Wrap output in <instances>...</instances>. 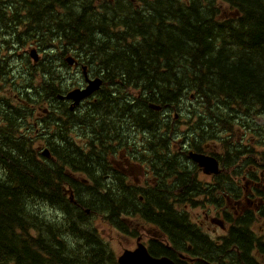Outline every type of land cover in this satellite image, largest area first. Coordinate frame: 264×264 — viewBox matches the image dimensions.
Instances as JSON below:
<instances>
[{
    "label": "trees",
    "instance_id": "trees-1",
    "mask_svg": "<svg viewBox=\"0 0 264 264\" xmlns=\"http://www.w3.org/2000/svg\"><path fill=\"white\" fill-rule=\"evenodd\" d=\"M39 9L42 70L69 54L101 67L104 85L72 117L82 145L65 136L57 145L53 130L41 131L56 118L32 120L30 94L0 128V264H117L100 223L128 237L148 224L165 240H149L150 255L174 264H259L251 253L264 255L263 243L241 219L218 247L189 220L183 208L232 180L201 179L176 141L185 116L188 147L197 152L199 138L234 136L239 121L264 129V0H27L32 17ZM53 86L39 85L34 100ZM215 202L224 212L225 198Z\"/></svg>",
    "mask_w": 264,
    "mask_h": 264
},
{
    "label": "flooded vegetation",
    "instance_id": "flooded-vegetation-1",
    "mask_svg": "<svg viewBox=\"0 0 264 264\" xmlns=\"http://www.w3.org/2000/svg\"><path fill=\"white\" fill-rule=\"evenodd\" d=\"M0 1V128L7 127L12 113L18 111L19 108H22L26 104L22 101L24 94L31 95L28 99L32 101L29 104L30 111L32 112L34 106H37L39 103L38 100H34L38 98H33L37 93L36 88L39 85L48 86V82L52 81L54 86L51 88V92L46 93L43 99H39L43 102V108L46 112H41V109L38 113V117L32 115V120H41L47 113L51 112V115L56 118V123L49 127H46L42 123L40 130H53L57 135L54 139L57 145L62 136H65L66 144L75 142V135L81 134L82 127L78 124L76 125L72 117L75 115L80 117L84 114L90 108L91 103L95 101L94 98L97 96L98 92L101 91L102 87L90 98L83 100L77 107L71 110L70 105L72 102L60 100L57 96L59 94L66 95L75 88H84V78H79L80 81L77 85L71 83L69 86L66 83L68 80H64L65 75L58 76L54 75V73L57 72L58 74L62 69L66 72V75L72 72L76 73V70L80 71V66L84 65L87 67L88 77H99L104 84V77L101 72H98V69L101 67L93 70L90 65H85L83 61L76 56L73 57L78 63L75 62L73 65H68L64 60V55L59 53V55L54 58L56 61V68L50 70V72L45 71L47 74L45 78L48 76L47 80L43 81L44 79L40 78L37 84H34L32 80L31 82H24L25 78L28 76L30 79H33V75L42 68L43 59L41 56L39 61H37L39 62L38 65H33L36 61L30 62L26 60L27 55L25 54V46L31 45L36 52L41 53L40 47L44 33L42 26L45 25V23L42 19L40 9L35 17H32L31 13L28 12L27 0ZM47 28L48 30L50 28L48 24ZM48 30L46 32L49 33L52 38L56 36L53 31L49 32ZM60 58L63 59V64L60 63ZM108 70L109 69H106V71ZM102 71L104 72L105 68H103ZM116 83L117 81L109 84V89L116 90L118 87ZM10 88L16 89V96H8ZM37 109L39 110L40 107L37 106ZM23 129L28 130L26 126L23 127ZM237 133H239L238 144L235 147L231 159L239 168L242 176L248 179L239 182H223L225 188L224 192H217L215 197L207 194L202 198V201L211 206L214 218H222L223 221L226 222V219L236 217L243 221L245 224L244 226L248 227L246 222H250L253 219L251 213H256L258 219H264V152H259V150L264 151V130L246 129L238 130ZM80 142L83 143L84 139L81 138ZM137 183L143 184V182ZM154 186L156 193H159V191L156 190V183ZM220 196L225 198L226 206L224 208L226 209L224 212L217 209L221 204L215 202V199ZM244 200L251 205L254 203L258 204L259 208L250 211L249 206L245 204ZM216 219L213 220L217 222ZM213 220H210V223H214ZM220 227L224 230L230 229L231 226L226 228L221 225ZM195 228L201 229L200 226L197 225H195ZM262 246H264V243ZM260 248L259 251L264 252V248ZM188 249H190V247H188Z\"/></svg>",
    "mask_w": 264,
    "mask_h": 264
},
{
    "label": "rangeland",
    "instance_id": "rangeland-1",
    "mask_svg": "<svg viewBox=\"0 0 264 264\" xmlns=\"http://www.w3.org/2000/svg\"><path fill=\"white\" fill-rule=\"evenodd\" d=\"M23 52V51H22ZM34 53V55L36 56L37 58V61H39L40 59V56L43 58L44 57V53H46L45 51H41V53H38L35 51V49L33 48V46L31 45H27L25 46V54L27 55V58L26 60L32 62L34 61V59L31 57V54ZM35 62L33 65H38L39 62ZM66 67V66H65ZM42 71V73H41ZM59 72V71H58ZM44 74V75H42ZM46 72L42 70H38L34 75H33V79H30V77H26L25 78V81L24 82H32L34 84H37L41 79H44L45 76H46ZM58 75H65V79L64 80H68L66 81V83L70 86L71 83L72 84H75L77 85L80 81L79 78H82L81 75H80V71H77L76 70V73L72 72V73H69L68 75H66V72L62 69ZM17 95V91L16 89L14 88H10V92H9V97H12V96H16ZM183 101H185L183 99ZM37 106L40 107V109L38 110L37 109ZM37 106H34V109L32 111V115L34 117H38V113L40 112V110L42 109L41 112H46L45 109L43 108L44 104L42 102H39L37 104ZM51 112L48 113V115H50ZM260 125H263L262 122L259 123ZM83 138L81 135H75V141L77 143H81L80 142V139ZM261 151V150H259ZM141 171L140 170H136V173L139 174ZM207 180V179H206ZM245 202V200H244ZM256 202V201H254ZM245 204L247 206H249V208H251L252 210H255L254 206L257 207V209L259 208V205L254 203V204H248L245 202ZM191 214V213H190ZM192 216V215H191ZM256 216V217H255ZM197 224H199L203 230L207 229V227L209 226L208 222L203 219V220H197V219H193ZM247 226H244L245 229H250L251 233L253 234V236L256 238V237H260V239L262 241H264V219L260 218L258 219V216L257 215H253V219L250 221V222H246ZM245 225V224H244ZM260 228V229H259ZM214 231V234L216 236H221L224 234L223 231H221L220 229H212ZM103 235H104V238L106 240H108L109 244H110V247L111 249L117 253V255L123 250V249H133L135 247V241L133 238H129V237H121L119 236L118 234H116L114 231L110 232L108 229H103ZM142 238V242L144 243L146 240H144L143 236H141ZM147 239V237H145ZM215 239V238H214ZM255 247V246H254ZM235 249V248H233ZM255 249H257L255 247ZM237 250V249H236ZM258 251V250H257ZM257 254V253H256ZM251 255H254V252L251 253ZM243 260V258L240 259V261ZM262 260L264 261V258H262Z\"/></svg>",
    "mask_w": 264,
    "mask_h": 264
},
{
    "label": "water",
    "instance_id": "water-1",
    "mask_svg": "<svg viewBox=\"0 0 264 264\" xmlns=\"http://www.w3.org/2000/svg\"><path fill=\"white\" fill-rule=\"evenodd\" d=\"M31 57L34 61H37L34 53L31 54ZM66 62L68 65H72L73 61L71 58H66ZM101 80L98 78L88 79L85 78L86 86L83 89L76 88L65 96V99L72 102L73 107L78 106L79 103L91 96L93 93L99 90L101 86ZM42 155L45 158H48V154L46 151H43ZM192 160L198 164L199 167L204 168V173H216L217 166L216 162L213 159L191 154ZM118 264H174L170 259L166 257L162 258H152L148 253L146 248L142 244H137L136 248L132 251L126 250L124 251L117 259Z\"/></svg>",
    "mask_w": 264,
    "mask_h": 264
},
{
    "label": "bare ground",
    "instance_id": "bare-ground-1",
    "mask_svg": "<svg viewBox=\"0 0 264 264\" xmlns=\"http://www.w3.org/2000/svg\"><path fill=\"white\" fill-rule=\"evenodd\" d=\"M82 89V88H81Z\"/></svg>",
    "mask_w": 264,
    "mask_h": 264
}]
</instances>
